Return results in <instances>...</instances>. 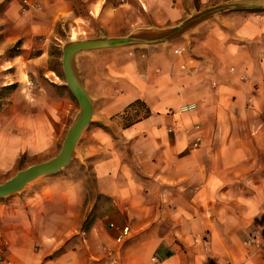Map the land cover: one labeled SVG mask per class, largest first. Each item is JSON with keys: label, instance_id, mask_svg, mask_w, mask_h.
<instances>
[{"label": "crops", "instance_id": "crops-1", "mask_svg": "<svg viewBox=\"0 0 264 264\" xmlns=\"http://www.w3.org/2000/svg\"><path fill=\"white\" fill-rule=\"evenodd\" d=\"M230 3L241 9L170 45L77 57L95 113L79 153L91 177L50 178L1 200L2 260L264 264V0H0V56L22 51L2 67L15 70L16 89L1 116L0 172L55 154L79 110L49 68L62 22L90 15L124 37ZM136 101L142 116H131Z\"/></svg>", "mask_w": 264, "mask_h": 264}, {"label": "water", "instance_id": "water-1", "mask_svg": "<svg viewBox=\"0 0 264 264\" xmlns=\"http://www.w3.org/2000/svg\"><path fill=\"white\" fill-rule=\"evenodd\" d=\"M241 9L230 3L208 9L192 16L181 24L165 29H140L124 37L109 38L104 34L93 39L70 41L62 47V71L65 85L78 103L79 110L73 118L58 153L51 159L19 170L0 183V199L20 193L26 185L38 178L51 176L78 158L76 146L83 131L93 122V100L87 92L77 67L81 54L117 48H138L165 45L189 35L199 24L221 13Z\"/></svg>", "mask_w": 264, "mask_h": 264}, {"label": "rangeland", "instance_id": "rangeland-1", "mask_svg": "<svg viewBox=\"0 0 264 264\" xmlns=\"http://www.w3.org/2000/svg\"><path fill=\"white\" fill-rule=\"evenodd\" d=\"M109 27L117 29L116 31L114 30H108V34H107V30L106 27L103 25H100L99 22L96 19H93L92 17H90V15L88 16H84L83 18H81V21L76 20H67L65 22H62L60 25H58L55 30L54 33L52 34L51 37V42L49 44V51H50V59H49V68L53 69L55 68L58 69V71L60 72V79L63 82L64 81V75H63V71H62V47L70 41H82V40H87V39H93V38H97L100 36V34H104L105 36H108L110 38L112 37H121L123 35L126 34L127 30L121 28V26H112L110 25ZM2 26H0V31L2 30ZM2 41V40H0ZM173 42L167 43L165 45L162 46H167L170 45ZM19 46V44H18ZM21 48V46H19ZM18 47V48H19ZM15 44L12 45L11 47L7 48V50L4 51V53L0 56L1 61L0 64V122L4 120V118H6L7 116H4L1 118V116L3 114H7L9 113V108L11 105V95L13 94V92L15 91V87L16 86H7V82H10V78H11V74L15 71L13 69L9 70V72H4L2 70L3 66H6V63L8 62H13L15 61L17 58V56H19V54L21 55L22 51H17L15 52ZM19 48V49H20ZM36 48V47H34ZM147 47H138V48H117V49H107L110 50L108 52H106V50L104 51L105 53H109V52H116V54H122L123 52H127V51H133V50H147ZM100 52L102 51H96V53L101 54ZM37 54V51H32L31 53H29L28 57H33ZM111 54V53H109ZM25 55V54H24ZM22 54V57L19 60H26L27 56H24ZM29 74V79L32 80L31 78L33 77V74H31L30 72ZM39 77V74H37L36 72L34 73V76ZM31 77V78H30ZM65 82V81H64ZM72 94V93H71ZM73 101L76 107V111L78 110V103L75 100V98L73 97ZM94 110V109H93ZM141 110V108L136 105L133 108V112L131 116H142L141 113H139V111ZM75 111V112H76ZM134 111L136 113H134ZM93 116H95V113L93 111ZM117 116H121V115H117ZM83 138V137H82ZM80 137L79 142L76 146V153L78 154V158H75L73 160H71V162L61 171H59L58 173L51 175V176H46V177H41L36 179L35 181H33L32 183L26 185V187L18 194H14L11 195L7 198H3L0 199L1 200H8L10 198H13L15 196H19L21 194H24L25 192H27L31 187L35 186V184L44 182L45 180H49L50 178H56V177H64V176H75V175H81L80 173H84V175L90 179L91 177V173L89 169H86V167L81 163V159H80V147L82 144V139ZM81 141V142H80ZM61 146V142L57 145V150L55 152V154L48 156L47 158L50 159L52 157H54ZM46 160H41L38 158H31L28 157L27 155H23L21 156L16 163L12 164L9 166L8 169H6L5 171L0 172V183H3L4 181H6L7 179L11 178L16 172H18L19 170L25 169L31 165L37 164V163H41Z\"/></svg>", "mask_w": 264, "mask_h": 264}, {"label": "built area", "instance_id": "built-area-1", "mask_svg": "<svg viewBox=\"0 0 264 264\" xmlns=\"http://www.w3.org/2000/svg\"><path fill=\"white\" fill-rule=\"evenodd\" d=\"M23 3L27 6H29L26 1H24ZM194 147H196L195 144H194ZM128 235H129V228L128 227L122 228L120 231L119 237L116 239L117 243H122L123 239L128 237ZM0 264H7V263L4 260H2V258H0Z\"/></svg>", "mask_w": 264, "mask_h": 264}, {"label": "trees", "instance_id": "trees-1", "mask_svg": "<svg viewBox=\"0 0 264 264\" xmlns=\"http://www.w3.org/2000/svg\"><path fill=\"white\" fill-rule=\"evenodd\" d=\"M136 105H138V106H142L143 104H142L141 102H139V101H136V102H134L133 104H131V106H129V108H130V107H135Z\"/></svg>", "mask_w": 264, "mask_h": 264}]
</instances>
